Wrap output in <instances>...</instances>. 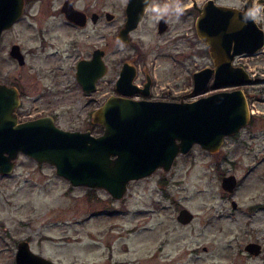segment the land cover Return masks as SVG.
<instances>
[{
    "label": "rangeland",
    "instance_id": "rangeland-1",
    "mask_svg": "<svg viewBox=\"0 0 264 264\" xmlns=\"http://www.w3.org/2000/svg\"><path fill=\"white\" fill-rule=\"evenodd\" d=\"M47 1L25 3L21 17L3 31L0 81L19 86L27 106L39 104L36 97L41 91L44 101L48 96L54 98L61 127L95 131L89 110L111 87L118 61V21L102 17L103 36L98 44L104 47L108 69L100 89L85 95L76 83L73 61L86 47L68 55L70 41L77 35L53 11L58 0L52 4L53 10ZM74 2L87 13L98 7L123 13L124 0ZM155 17L147 15L134 32L149 55L152 43L169 35H154ZM87 30L94 35L95 24H89ZM80 36L81 41L93 43ZM12 42L19 43L25 54L22 65L8 53ZM247 59L258 79L246 85L247 99L254 102L250 124L226 136L214 152L194 144L188 152L178 154L168 170L159 167L129 181L120 198L102 187L72 185L52 164L19 153L13 170L0 174V264H15L19 239H28L33 251L66 264H264V51ZM206 61L207 56L199 58L200 64ZM172 68L168 59L158 61L156 71L165 79L154 94L166 89V80H174ZM183 75L184 83L170 89L171 95L183 93L184 99L200 95L192 92L188 74ZM230 172L237 184L227 192L220 181ZM230 198L237 201V207L230 205ZM181 206L193 212L187 223L176 219ZM249 240L261 243L259 253L244 248Z\"/></svg>",
    "mask_w": 264,
    "mask_h": 264
},
{
    "label": "water",
    "instance_id": "water-1",
    "mask_svg": "<svg viewBox=\"0 0 264 264\" xmlns=\"http://www.w3.org/2000/svg\"><path fill=\"white\" fill-rule=\"evenodd\" d=\"M147 2L126 1V20L119 35L121 38L137 24ZM22 9L23 0H0V34L21 15ZM61 10L67 19L83 23L85 13L74 6L72 0H65ZM104 13L108 20L113 17L110 10ZM204 40L213 51L217 43L210 37H204ZM244 42L242 48L247 51L260 47L262 30L259 29L255 36H248ZM10 54L23 62L17 43L11 45ZM214 54L220 57L218 53ZM105 69L101 50H95L91 58L77 61L76 79L85 90H90L94 79ZM238 74L240 76L232 79L228 76L220 79L215 73L213 81L249 79L244 70ZM209 77L207 68L194 72L192 91L201 90ZM118 84L116 82L117 87ZM17 104L16 88L0 83V173L9 172L17 153L22 151L38 162L52 164L55 172L72 185L102 187L117 198L124 194L130 179L146 176L159 166L169 169L174 157L179 152H186L194 143L211 151L218 149L225 135L233 133L249 119L247 101L239 88L178 101L133 99L111 94L92 112L93 121L103 127L98 134L91 133L89 129L63 128L49 116L18 121L14 113ZM220 183L223 189L231 192L236 185V177L232 173L225 174ZM231 204L235 207L236 201L232 199ZM191 217L192 211L186 207L177 213V219L182 222ZM244 247L256 253L260 244L249 241ZM14 262L66 264L33 251L26 239L17 242Z\"/></svg>",
    "mask_w": 264,
    "mask_h": 264
},
{
    "label": "flooded vegetation",
    "instance_id": "flooded-vegetation-1",
    "mask_svg": "<svg viewBox=\"0 0 264 264\" xmlns=\"http://www.w3.org/2000/svg\"><path fill=\"white\" fill-rule=\"evenodd\" d=\"M32 1L23 0V9L25 3ZM72 1H73V5L76 6L74 0ZM126 1L127 0H124L123 3L122 15L117 14L115 11H111L113 13V17L110 20L114 19L118 21L116 23V28H115L116 39L119 42V46L117 48L118 61L116 63L114 77L111 80L110 90L106 91L104 99H101V101L98 104H96L94 107H90L89 110L90 122L97 129L95 131H91L89 128L86 129H89L93 134H98L102 132L103 127L99 122L93 121L92 112L94 111V109L100 106L103 103V101L111 94L121 95L133 99H155V100H171V101H178L181 99L191 100V99H184L183 93L179 94L178 97L174 96L173 94L171 95L170 89L174 87H179L182 83H184L183 74H188L189 77L188 79L191 80L192 88H193L194 72L204 68H207L209 70L210 77L206 85L201 90L196 91V93H200V95H198L197 97L207 95L211 92L218 90H232L239 88L243 92L246 98L247 108L249 112L248 121L239 129L243 128L247 124H250L254 114V109L252 106L254 105V102L249 103L250 101H248L247 99L246 93L248 90L246 85L254 82L257 83L258 81L256 80L258 79L254 76L252 70L248 67L247 57L249 55H254L258 53L261 50L264 51V23L246 22L247 16L245 15V13L252 14L253 12L259 10V14L261 16H264V0H181L182 4L186 6V10L184 11L183 15L179 17V19H177L174 15L171 14L165 16L163 19H157V17H155L154 35L157 38L164 37L168 33L169 35L162 41L152 43L154 49H152L153 53L150 55H149L150 51L144 50L142 48V44L139 43L141 42L139 41L141 37L138 36V38H136L137 36L134 34V32L138 30L139 26L141 25V23L143 22L144 18H146L147 15H151V16L156 15V13L153 11L154 6H158L160 4V7H162L166 3H171V0H161L160 3H157L156 2L157 0H148L137 24L132 29H129L126 33L122 34L123 38H121L119 35L126 20V13H125ZM64 2L65 0H58V4L54 10L52 8V4H54V0H48L47 5L49 9L62 15L64 19V23H66L69 27H71L72 30H74L73 33L77 35L73 37V39L70 41L71 45H70V52L68 53V55L71 54V51L78 53L83 45L86 47V50H84L82 54H77L76 58L73 61V67H74V77L78 87L80 88L83 94L88 95L92 91H98V89H100L99 82L103 79L108 69V64L105 58L104 47L98 44V38L103 36L102 31L100 32V29L102 27V23L100 22L102 21V17L103 16L105 17V13H104L105 10L108 9H105L104 11H100V8L98 7L97 10H92L90 11V13H87L85 9L76 6L77 8L83 10V12L85 13V18L83 23H79L67 19L65 17L64 12L61 10V7L63 6ZM93 13H95L94 16ZM21 15L13 22V24L21 17ZM232 20H234V22H232ZM89 24L90 25L95 24L96 33L94 35L92 32L89 33L87 30V26ZM97 26H99V31ZM5 29L6 28L2 29L0 38ZM259 29H261L263 32L262 45L253 51H247L243 49L242 46L246 43L244 41L248 38V36L251 37L255 36ZM39 32L43 34L42 27H39ZM80 34H83L84 37L86 38L89 37V39L93 41V43L92 44L88 43V40H86L85 42L81 41ZM204 37H210L212 40H214L217 43L213 51L214 53H218L220 57L215 56L213 51L210 49V45L204 40ZM14 43L17 42H12L10 44L8 53L12 58H14L17 61L18 64L22 65L25 62V54L21 50L19 43L17 44L19 45V51L23 56V62L20 63L15 56L10 54L11 45ZM122 47L124 49H122ZM95 50H101V58L106 65V69L103 74H101L100 76L94 79L93 88L90 90H85L81 85V83L76 79V65L79 59L91 58ZM202 56H207V61L200 64L199 58ZM160 59H168L169 61H171L173 67L172 74H175L176 77H174V80L173 79L166 80L167 84L164 85V88L166 89L165 90L162 89V93H160L159 91L157 94L156 93L154 94V90L156 89L157 85L161 82V80L164 81L163 79H165L164 76H159L158 72L156 71V64ZM55 68L62 69L60 68V66H56ZM51 69L54 70L53 67H51ZM240 70H244L247 73V75H249V79H245L239 82L228 80V81H221L214 83L213 81L215 73H218L220 79H222V77L225 76H228L230 77V79H232V77H237L239 75L238 72ZM116 82L119 83L118 86L120 87V89L119 87H117ZM0 83H5L6 85H13L17 90L18 104L14 108V113L18 121L49 116L51 117V119L55 124L59 125L58 119L61 113L56 108V103L54 102V98L48 96L47 97L48 100L45 101L50 104L48 106H45L44 104L45 97H43V92L41 91L36 97L39 100L38 102L39 104L35 103L34 107L32 105L27 106L24 105L22 98L23 91L19 86H17L15 83H7L2 81H0ZM121 89L128 90L130 92H123L121 91ZM88 102H91V99H88ZM239 129H237L233 133L225 135L224 138L228 135L236 133ZM191 147L186 152H188L191 149ZM205 150L209 152H214L217 149L214 151L208 149ZM186 152H179L178 154H183ZM19 153H23V152L19 151L17 153L11 170L9 172L0 173V174H7L13 170L16 163L15 160ZM176 156L174 157V159L176 158ZM230 173H225V174H230ZM225 174H223L222 176H224ZM139 178L130 179L129 181ZM236 184H237V177H236ZM232 199L235 200L234 198H230L229 201L231 206H232L231 204ZM182 207L185 206L179 207L178 211ZM232 207L233 208L237 207V201H236V206L235 207L232 206ZM177 213H176V219H177ZM192 218H193V212L191 219ZM191 219H189L186 222H182L178 219L177 220L181 223H187ZM26 240L28 241V239ZM249 241H254V240H249ZM247 242H245V244ZM259 244L260 247L258 251L256 253L254 252L251 253L257 254L261 251V243Z\"/></svg>",
    "mask_w": 264,
    "mask_h": 264
},
{
    "label": "clouds",
    "instance_id": "clouds-1",
    "mask_svg": "<svg viewBox=\"0 0 264 264\" xmlns=\"http://www.w3.org/2000/svg\"><path fill=\"white\" fill-rule=\"evenodd\" d=\"M186 10V6L182 4L181 0H171V3H166L162 7L154 6L153 11L156 13L157 19H163L165 16L171 14L177 19L183 15ZM247 16L246 22L251 23H264V16L259 14V10L253 12L252 14L245 13Z\"/></svg>",
    "mask_w": 264,
    "mask_h": 264
}]
</instances>
